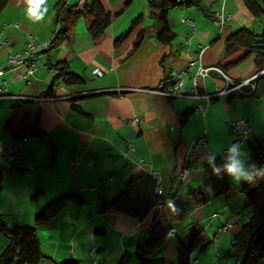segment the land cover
Wrapping results in <instances>:
<instances>
[{"label": "crops", "instance_id": "0c3cea01", "mask_svg": "<svg viewBox=\"0 0 264 264\" xmlns=\"http://www.w3.org/2000/svg\"><path fill=\"white\" fill-rule=\"evenodd\" d=\"M91 1L44 0L39 11L30 12L35 3L8 0L0 10V30L7 41L0 47L3 221L9 227L33 226L36 214L50 201L66 194L76 195L79 202H68L48 223L38 226L43 251L52 258L48 261L56 264L69 258L86 264L92 248L97 259L119 264L122 250L128 251L120 241L128 237L136 248L156 212L160 213L166 230L175 228L178 236L185 238L197 227L202 232L203 243L210 242L209 247L214 241L218 248L221 244L223 248L231 245L248 219L240 210L246 202L238 189L246 177L250 160L247 157L251 153L243 148L248 144L250 149V141H264V96L255 101L235 99L233 102L228 101L230 93L210 100L191 97L196 91L198 96L213 94L225 88L227 80L210 70L196 86L194 74L199 63L190 65V62L197 60L203 51L201 62L205 67L226 64L231 60L225 58L230 34L240 28L252 30L255 25L261 32L263 22L251 13L244 0H199V5L170 10V24L176 36L172 43L162 44L156 38L155 23L146 25L147 11L150 13V7L146 10L148 0H100L112 14V22L100 39L91 37L89 19L80 15L70 26L67 37L54 47L51 45L50 50L33 55L37 68L28 80L24 78L27 63L9 65L10 55L24 53L32 38L39 43L54 39L62 27L58 22L60 6L82 7ZM223 10L232 18L221 27L215 22V15ZM140 15L142 24L128 40L117 45L118 36ZM185 17L194 21L195 28L183 22ZM247 59L251 63L246 69L241 71L238 63L231 64L226 67V75L235 81L258 75L254 56ZM61 61L84 81L69 84L61 79L52 94L46 95L57 72L53 65ZM96 68L102 71L101 76L94 74ZM180 73L183 84L173 92ZM166 90L173 94H163ZM187 110L189 116L183 121ZM136 118L139 120L134 121ZM239 120L248 121L252 133L244 146L228 156L224 151L238 137L230 124ZM34 128L46 134L36 137ZM205 131L210 150L201 147L199 159L185 165L190 144ZM17 139H24V143L16 145ZM15 154L18 157L11 159L10 155ZM227 157L240 161L244 174L239 179L230 176V192L215 197L205 167ZM152 170L161 174L163 196L177 195L175 201L184 204L185 219L177 217L174 202L162 208L157 206L142 220L113 208L101 211L105 202L112 203L125 190L132 177ZM179 175L185 179L177 181ZM86 186L96 188L83 191ZM197 190H202L204 195H198L194 201L189 194ZM216 201H221L219 207ZM211 204L213 207L208 209ZM220 211L226 212L219 216ZM228 222L233 226L221 230ZM172 238L177 239L167 235L160 248ZM7 244L8 238L0 233V249ZM54 248L58 251H53ZM167 249L169 256L161 255L173 263V257L177 260L176 244ZM209 256L202 253L193 260L205 264ZM221 258L219 254L209 259L208 264H222Z\"/></svg>", "mask_w": 264, "mask_h": 264}, {"label": "trees", "instance_id": "16d2710c", "mask_svg": "<svg viewBox=\"0 0 264 264\" xmlns=\"http://www.w3.org/2000/svg\"><path fill=\"white\" fill-rule=\"evenodd\" d=\"M8 0H0V10ZM151 17L155 20L156 38L162 44H170L175 39L176 33L170 24L169 12L178 6L199 5V0H148ZM245 5L256 17L264 16V0H244ZM83 15L89 19L88 31L95 40L100 39L112 22V14L107 11L100 0L86 2L82 7L74 5H62L58 9V22L62 27L58 29L51 44L54 47L63 38L67 37L68 30L74 21ZM142 24V16L135 18L131 25L116 39L120 45L131 36L132 32ZM144 30L141 33L144 35ZM142 38V37H141ZM140 39V38H139ZM135 50L140 40L136 42ZM254 56L258 76L249 84L243 85L239 90L233 91L228 96V101L235 99L255 101L264 96V21L263 28L257 33L248 28H240L230 34L226 41L225 58H230L226 64L218 63L226 73V67L237 64ZM53 67L57 70L52 86L46 95L52 94L54 86L59 80L69 84H80L83 78L73 71L70 66L61 61ZM227 74V73H226ZM241 81H236L240 83ZM190 110L184 113V120H187ZM46 133L34 128L33 135L42 137ZM250 161L246 168V177L240 183L238 189L244 197L246 207L250 214L247 221L236 233L227 251V255L234 257L233 264H264V141H250ZM232 158H222L215 162H209L205 167V173L215 197L227 195L231 190L230 175L227 167L232 163ZM1 187V179H0ZM193 200H198V195H204L202 190L197 193H190ZM177 195L165 198L159 195L155 188V181L148 175L142 173L132 177L126 185L125 190L113 200L112 203H104L101 211L113 208L119 212L126 213L138 219H144L160 203L164 206L174 202L175 213L181 220L185 219L187 212L184 204L179 200L175 201ZM202 198V197H201ZM202 202H206L203 199ZM79 202L76 195L66 194L50 201L35 216V225L9 227L2 219L0 213V233L8 238V244L0 253V264H43L47 257L41 247L38 234V226L48 223L59 214L68 202ZM200 202V201H199ZM175 229V228H172ZM170 230H166L156 212L150 227L145 230V235L136 246L135 255L139 264H172L161 254L156 255L164 244ZM177 264H192L193 251L201 246V251L206 250L210 242L203 243L202 232L199 228L193 227L188 235L183 238L176 234ZM61 264H84L80 260L69 258ZM119 264H132V254L126 251Z\"/></svg>", "mask_w": 264, "mask_h": 264}, {"label": "built area", "instance_id": "2783aa9c", "mask_svg": "<svg viewBox=\"0 0 264 264\" xmlns=\"http://www.w3.org/2000/svg\"><path fill=\"white\" fill-rule=\"evenodd\" d=\"M232 18V16L227 13L225 10L216 13L215 15V22L220 25L221 27H223L225 25V23L227 21H229ZM183 22L191 25L195 28V24L194 21L189 18V17H185L183 18ZM9 25H5V27H7ZM2 34H3V30H0V47L6 45V40L4 38H2ZM51 42L52 41H46L44 43H39L37 41H35L33 38L27 43V48L24 51V53H18V54H11L9 57V65H16V64H22V63H27V72L25 75V79L28 80L29 76L31 74L34 73L35 69L37 68V62L36 60L33 58V55L43 51V50H50L51 48ZM203 52V51H202ZM202 52L199 54V58L197 60H192L190 62V65H194L195 63H199V68L198 71L194 74V80H195V84L197 86L198 80L201 78H204L206 76L209 75V71L213 70V71H217L218 73L222 74L226 80H227V84L225 88H219L216 90L215 93L213 94H204V95H200L198 96V92L196 91V93L194 94V96L190 95L191 97H202V98H206L208 100L213 99L215 97H218L220 95H224V94H229L232 93L233 91L239 90L243 85L249 84L250 82L253 81V79L256 78V76L251 77L249 79H246L244 81H241L240 83H236L235 80L230 79L226 73L222 70L221 67L219 66H213V67H205L202 62H201V57H202ZM95 75H102V71H100L98 68H96L94 71ZM0 73H2V71H0ZM182 73L179 74V80L175 83L174 87H173V92L174 90H177L179 88H181L182 84H183V78H182ZM172 91H163L162 93L168 96H171L173 94ZM139 119L136 118L134 119V121H138ZM231 129L234 131L238 132V137L235 139V141L232 143V145L227 148L224 151V154L228 155V156H232V154L239 149L240 147L244 146L247 142V140L249 139V136L252 133V127L249 124L248 121L246 120H239V121H233L230 124ZM24 143V139H17L16 140V145H22ZM204 148L207 151L210 150V144H209V139L207 136V131H205L204 133L200 134L189 146V151H188V156L185 160V165L189 166L190 164H192L194 161L199 159V149L200 148ZM233 148L235 149V151H233ZM131 149L134 150L133 145L131 144ZM18 156L15 155H10L11 159H15ZM142 164L146 165V163L142 160ZM150 177L155 181L156 184V191L159 195L163 194V189H162V177L161 174L157 171H148ZM185 179L184 175H179L177 177V181H183ZM95 186H86L83 188V191H88V190H92L95 189ZM159 208H162L163 205L160 203ZM215 216H218V214H215ZM233 226L232 222H228L227 224H225L221 230H228L229 228H231ZM169 236H174L176 235V229H171L168 232ZM91 253V258L93 260L94 264H106V261L102 260V259H97L96 258V251L94 248H92L90 250Z\"/></svg>", "mask_w": 264, "mask_h": 264}, {"label": "rangeland", "instance_id": "374dc122", "mask_svg": "<svg viewBox=\"0 0 264 264\" xmlns=\"http://www.w3.org/2000/svg\"><path fill=\"white\" fill-rule=\"evenodd\" d=\"M146 7H147V9L146 10H148V8H149V6H148V4L146 5ZM174 9H176V8H174ZM141 14V13H140ZM120 15H122V13L120 14ZM150 13L147 11V15H146V20H147V26L148 25H153L154 23H155V20L151 17L150 18ZM260 19V20H259ZM258 20H259V22L260 23H262L263 21H264V17H260ZM257 20V21H258ZM130 26V25H129ZM128 26V27H129ZM261 26H262V24H261ZM147 28H149V27H147ZM144 29H146V27L144 26ZM238 30V29H237ZM252 30L253 31H256V32H260L259 31V29L256 27V25H255V27L254 28H252ZM252 59V58H251ZM250 63H251V60H249V59H245V60H243L242 62H240V63H238L239 64V66H240V70L241 71H243L244 69H246L249 65H250ZM243 149H245V150H247L248 152H250V149H249V146H248V144H246L245 146H244V148ZM250 159V156H248L247 157V160H249ZM250 161V160H249ZM246 170V169H245ZM185 193H186V195H187V189H186V191H185ZM189 195H193V194H189ZM210 203V202H209ZM220 203H221V201H216V206H218L219 207V205H220ZM213 207V204H211V205H209V206H207V208L208 209H210V208H212ZM169 209V207H167L166 208V211ZM214 209V208H213ZM242 212H244L245 213V215L246 216H248L249 214H250V212H249V208L248 207H243V208H241L240 209ZM222 214H219V216L221 215V216H223L224 215V212H226V211H220ZM181 223V222H180ZM182 226H184V225H182ZM178 229H179V231H180V226H178ZM176 233H177V231H176ZM213 232H211V231H208V235L209 236H213V234H212ZM220 233V232H219ZM111 234V233H110ZM113 235H114V233H113ZM174 236H176V235H174ZM168 240V239H167ZM41 241V240H40ZM120 242H122V243H124V246H125V248H127L126 250H128L129 252H131V254H132V264H139V261L137 260V258H136V255H135V251H136V248H134L131 244H130V239L127 237L124 241H120ZM175 244H176V238H172V239H169L168 240V242L165 244V246H163V248H160L159 249V251L156 253V255H158V254H163V255H165V256H169L168 254H170L169 253V250L167 249L168 247H170L171 248V246H175ZM230 247V245H227L226 247H224L223 248V245L221 244L220 246H219V248L217 247V245H216V243H215V241H214V243L212 244V246H210L208 249H206V250H204V252H199L201 249H200V246L199 247H197L196 249H194V251H193V258L195 259V257H197L198 255H202V253H207V254H209L210 256L208 257V259L207 260H205V264H208L209 263V259H211V258H216V256H219V254H221V259H222V264H233L234 263V257H231V256H229V255H227V251H228V249H229V247ZM41 247H42V245H41ZM6 248V247H5ZM5 248H3V249H0V253H2L3 251H4V249ZM43 249V248H42ZM53 251H58V249L56 248H54L53 249ZM45 253V252H44ZM122 254H121V256L124 254V250H122V252H121ZM46 255H48V257H46L45 258V260L43 261V264H46V263H50V264H56V263H53V261L52 262H49L48 260H49V254H47V253H45ZM89 257L91 258V253H90V251H89ZM119 255V254H118ZM117 255V256H118ZM70 256V255H69ZM113 256H115V255H113ZM89 257H87V259H86V264H93L92 263V260L89 258ZM51 258V257H50ZM119 258H121V257H119ZM52 259V258H51ZM167 259H168V257H167ZM204 259L205 258H203L202 259V261H204ZM113 260V259H112ZM169 261H170V258L168 259ZM172 260L174 261L172 264H177V260L175 259V257H173L172 258ZM199 261V260H198ZM198 261L197 260H193L192 261V264H198ZM110 262H111V259H110ZM120 262V261H119ZM217 264H220V263H217Z\"/></svg>", "mask_w": 264, "mask_h": 264}, {"label": "clouds", "instance_id": "9594fccd", "mask_svg": "<svg viewBox=\"0 0 264 264\" xmlns=\"http://www.w3.org/2000/svg\"><path fill=\"white\" fill-rule=\"evenodd\" d=\"M29 4H33L35 3L36 7L34 8H30L29 11L30 12H37L39 11V4H42L44 2V0H28ZM233 151H235V149L233 148ZM227 167V172L230 176L239 179L240 176H242L243 173V164L240 161H236L233 160L232 163Z\"/></svg>", "mask_w": 264, "mask_h": 264}, {"label": "water", "instance_id": "95a60500", "mask_svg": "<svg viewBox=\"0 0 264 264\" xmlns=\"http://www.w3.org/2000/svg\"><path fill=\"white\" fill-rule=\"evenodd\" d=\"M262 73H264V71H263V72H261L260 74H262ZM257 76H258V75H257ZM257 76H256V77H257Z\"/></svg>", "mask_w": 264, "mask_h": 264}]
</instances>
